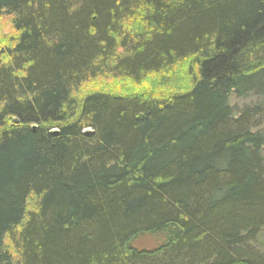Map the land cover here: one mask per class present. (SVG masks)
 <instances>
[{"label":"trees","instance_id":"16d2710c","mask_svg":"<svg viewBox=\"0 0 264 264\" xmlns=\"http://www.w3.org/2000/svg\"><path fill=\"white\" fill-rule=\"evenodd\" d=\"M2 17L0 264H264V109L229 104L264 96V0H0Z\"/></svg>","mask_w":264,"mask_h":264},{"label":"rangeland","instance_id":"374dc122","mask_svg":"<svg viewBox=\"0 0 264 264\" xmlns=\"http://www.w3.org/2000/svg\"><path fill=\"white\" fill-rule=\"evenodd\" d=\"M10 19L8 17H2L0 18V48L8 45L7 43V37H11L14 33L10 27ZM105 89L107 87H110L109 89H113L116 92H122V93H131V94H139V91L142 89H148L146 85L143 87H134L131 85L129 82L128 83H110L107 82L106 84H103ZM229 104L230 106H233L236 111L239 110L240 108H243L245 106L251 107L252 105H257L260 106V109H264V96H256V95H247L246 97H239L236 98L234 95H232L229 98ZM257 123V128L255 129H260L264 130V112H262L261 116H258L256 118ZM264 157V153H263ZM260 243L262 246L259 248L263 250L264 248V234L261 236ZM160 243L159 239L156 237H151V236H146V237H140L135 240L134 246L137 247L138 249H153L158 246Z\"/></svg>","mask_w":264,"mask_h":264}]
</instances>
